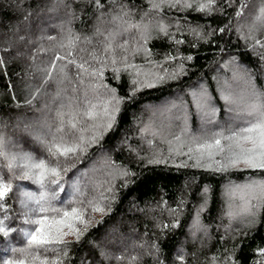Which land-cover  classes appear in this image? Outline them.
I'll use <instances>...</instances> for the list:
<instances>
[{"label":"trees","instance_id":"trees-1","mask_svg":"<svg viewBox=\"0 0 264 264\" xmlns=\"http://www.w3.org/2000/svg\"><path fill=\"white\" fill-rule=\"evenodd\" d=\"M206 2L196 11L166 0H0V184L10 186L0 200V264H264V202L246 229L230 231L223 219L231 215L225 188L262 182L264 171L155 162L166 151L154 150L146 129L147 109L199 84L223 114L214 72L228 61L248 72L264 98V35L248 40L241 22L254 18L245 14L253 0ZM93 94L107 97L87 103ZM59 100L83 105L61 124L58 116L66 109L52 117L64 139L83 136L87 142L68 157L53 156V144L40 141L42 131L28 133L51 125L48 110ZM92 105L94 120L85 115ZM105 108L117 110L107 130ZM73 116L78 130L69 128ZM17 153L29 163L56 167L59 176L39 183V170L17 165ZM101 159L111 161L121 178L100 188L94 200L83 176ZM94 206L104 211H92ZM41 207L48 211H34ZM73 208L84 213L85 223L75 222L77 240L47 251L29 247L27 234L36 227L29 220L59 219ZM195 218L207 234L197 243L189 239Z\"/></svg>","mask_w":264,"mask_h":264},{"label":"rangeland","instance_id":"rangeland-1","mask_svg":"<svg viewBox=\"0 0 264 264\" xmlns=\"http://www.w3.org/2000/svg\"><path fill=\"white\" fill-rule=\"evenodd\" d=\"M205 2L206 0H178V2L177 0H166V3L173 7H184L196 11L204 9ZM257 2L258 0H253L254 6L252 5V9L249 10L248 13H245L246 16H248L247 14L254 13L252 15L254 18L251 17L247 19L246 17L241 21L243 24H247L245 28V37H247L248 40H251L252 37L255 36L264 35V22L257 19V17L261 15V10L264 9L259 3H264V0H260L259 3ZM203 3L204 7L201 8ZM251 11L252 13H250ZM239 16H241V14ZM61 28L63 27L56 26L54 29L60 31ZM63 29L66 30V28ZM123 39L131 41V38L125 36H123ZM214 83L219 100L223 106V114H219L209 93L205 87L200 84L194 86L186 96L174 98L161 106L149 108L145 111V119L147 122L146 129L149 131H147L150 135L149 137L154 141V150L158 152L161 147H163L166 151V156H159V160H155V162L168 163L177 167H193L214 172L239 171V169L244 168L243 164L239 165L238 168L229 167L226 170H216L215 166L209 168L207 167L209 161L206 156L204 159H201L199 165H197L198 154L195 152V149L198 144H202L205 141L211 142L217 133L229 135L232 131H238L240 128L247 126L245 121L251 119V117L245 114V105L240 102L241 98L248 102H255L257 97L264 99L262 96L263 94L256 88L248 72L244 68L236 65L233 61H228L214 72ZM65 92L70 94L69 91ZM103 97L107 96L93 94L88 98L87 103L92 104L94 100L102 101L104 99ZM198 98L202 101L203 107H199L194 103ZM62 100L64 101V99ZM113 101L114 100H112L111 103ZM56 107H58L57 110ZM82 108V104L72 103V105H67V101L62 103V101L60 102L59 100V103L57 102L48 110L50 119H52L51 125L45 129H41L39 126L29 127V136L34 137L39 131H42L44 134L40 140L42 144L47 142L48 144L54 145L60 143L62 138L64 142L70 143L71 139H64L63 131H59V127L56 125L53 127L55 122L53 123L52 117H54V114L57 116L59 112L58 109H66L64 114H58V119L61 124V120L66 119L69 114H80ZM189 111H192L193 114L190 115ZM225 144H227V142H225ZM10 145V148H13L12 144ZM190 148L193 150L191 153H189ZM13 155L17 165L26 166L31 169L30 165H32V163H29V159H27L25 155L20 153ZM226 155V153L218 154L215 156V159L225 162ZM190 156L192 158H189ZM169 157L171 158L169 159ZM120 178V172L112 167L111 161L101 159L98 164L90 167L86 171V175L84 174L83 179H86V183L83 188L90 193L94 192V197H92V199L94 198L95 200L99 195L100 188L103 190L109 184H112V182ZM34 181L37 182L38 180L34 179ZM95 182H99L100 184H94ZM237 186L242 185L228 186L225 188L223 194L225 207L231 212V215L223 219L229 222L230 231L248 228L260 204L259 201L252 200L250 202V211H245L244 201L240 199L239 195L235 197L231 195V191ZM64 231L69 232V229L65 227ZM79 236L80 234L78 231V234L66 235L64 241L77 240ZM206 237L207 234L202 230L199 221L195 218L189 229V239L193 243H197L200 240L206 239Z\"/></svg>","mask_w":264,"mask_h":264},{"label":"snow or ice","instance_id":"snow-or-ice-1","mask_svg":"<svg viewBox=\"0 0 264 264\" xmlns=\"http://www.w3.org/2000/svg\"><path fill=\"white\" fill-rule=\"evenodd\" d=\"M178 2V0H177ZM156 7L157 5H153ZM204 6H201L203 8ZM258 20L264 22V9L261 10V15L257 17ZM60 59L61 57H57ZM74 63V61H70ZM79 68L84 69V65H78ZM160 79H163L161 77ZM146 86L152 87L154 84L148 83ZM235 102V101H234ZM241 103L245 105L244 112L251 119L246 120V127L240 128L238 131H232L229 135L223 133H217L211 142L205 141L202 144H198L195 152L198 154L197 165L199 161L204 159L205 156L209 163L207 167L212 168L215 166L216 170H226L229 167L238 168L239 165L243 164L244 168L239 170L243 171L246 169L264 171V99L257 97L255 102H248L241 98ZM199 107H203L202 101L198 98L194 101ZM113 109L111 112L105 108L104 114L107 116V123L104 125L105 129H111L115 121V112ZM89 119H96L95 105L91 106V109L85 113ZM68 125L70 130L77 129V123L75 122V116L69 121ZM63 131V129H58ZM95 137H93V140ZM79 142H64L63 138L60 143L54 144L50 149L53 156L68 157L74 155L77 151H84L85 144L87 143L83 136L78 138ZM227 142V144H225ZM250 145V146H246ZM193 150L190 148L189 153ZM226 153L225 162L216 160L215 156L218 154ZM189 158H192L191 156ZM31 168L39 170V183L43 184L44 180L48 176L57 177L59 171L56 167H49L43 161L30 165ZM53 183H58V180H53ZM10 191V186L0 184V200H3ZM232 196L239 195L240 199L244 201L245 211H250V202L256 200L264 202V181L256 182L252 181L246 185L237 186L231 191ZM41 200L44 199L42 195ZM47 212L48 209L41 207L38 210ZM54 213L59 214L58 209H52ZM92 211L103 212L104 209L99 206H94ZM84 213L76 208H73L71 212H63L60 218L57 215L49 217L44 215L35 220H29L28 223L36 225L32 232L28 233L29 247L34 249H42L47 251L49 246L61 244L64 242V237L69 234H78V229L75 228V222L84 224L83 219ZM67 227L69 232H65L64 228ZM4 229L0 228V232ZM5 235L7 233L5 232ZM264 253V250H262ZM9 264H25V260L21 259L16 262H9ZM41 264H47V261H42Z\"/></svg>","mask_w":264,"mask_h":264}]
</instances>
